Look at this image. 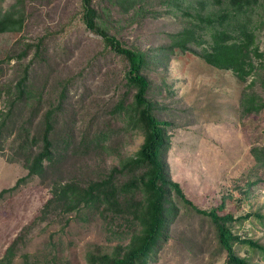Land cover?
<instances>
[{
    "label": "rangeland",
    "instance_id": "374dc122",
    "mask_svg": "<svg viewBox=\"0 0 264 264\" xmlns=\"http://www.w3.org/2000/svg\"><path fill=\"white\" fill-rule=\"evenodd\" d=\"M201 1L211 0H93L109 32L147 55V96L165 121V175L190 201L166 195L165 227L147 264H232L204 209L231 215L224 223L239 236L235 254L264 264V248L244 242L264 245V56L242 81L199 55L209 32L193 50L166 48ZM13 8L21 29L0 32V259L15 240L10 264L113 259L138 230L123 194L119 204L78 195L49 202L68 182L79 188L113 174L120 185L146 171L127 166L144 140L129 109L127 62L86 26L81 0H0V14ZM256 23L264 53V9ZM251 91L263 100L257 110L244 106ZM48 120L51 158L43 175L30 174L27 159L43 150ZM134 188L142 199L143 186Z\"/></svg>",
    "mask_w": 264,
    "mask_h": 264
},
{
    "label": "trees",
    "instance_id": "16d2710c",
    "mask_svg": "<svg viewBox=\"0 0 264 264\" xmlns=\"http://www.w3.org/2000/svg\"><path fill=\"white\" fill-rule=\"evenodd\" d=\"M208 4L210 5L207 6L204 2H200V6L194 12L195 21L176 34H171L170 43L166 48L180 47L181 50H193L191 44L200 46L206 41L204 34L209 32V46H203L199 55L215 67L231 69L240 80L246 81L250 75H255L258 71L256 62L264 56L256 41L258 34L256 20L260 18V10L264 9V0H211ZM81 5L82 18L86 26L99 34L105 45L122 55L127 62L128 68L125 76L128 84L135 89L133 102L129 109L135 125L141 127L144 135L137 155L129 158L127 166L131 168L146 166L147 169L137 178L131 177L120 185L114 184L113 174H109L107 179L92 181L87 186L79 188H76L73 182H68L55 190V198L49 203L58 201L66 204L78 195L94 198V203L104 201L119 204L117 201L123 194L127 208L135 216L138 230L134 231L130 242L119 256L110 259L108 255H103L98 262L99 264H147V258L165 227L168 210L165 206L166 195L174 190L184 201L188 203L190 201L186 198L180 184L165 175L161 159L166 141V129L163 126L165 121L160 120L154 114L152 102L147 96L150 87V81L144 73L148 62L147 55L140 49L125 45L109 32L93 0H81ZM22 23L23 15L18 14L14 8L0 14V32L19 30ZM260 80L264 88V76ZM21 86L22 81L19 82V91L22 92ZM257 97L254 91L246 95L247 102H244V106L247 110L259 109L263 100L257 101ZM50 121L46 122L43 150L35 154L32 160L27 159L30 174L43 175V159L44 157L51 158L52 142L48 135V130L51 128ZM140 185L143 186L144 197L138 200L133 196L132 188L140 187ZM203 212L209 214L216 223L221 244L228 250L229 262L251 264L246 258L236 255L232 249V241L238 239L239 236L233 235L224 223L225 220L232 218L231 215L221 216L216 209L210 211L204 209ZM244 242L257 248H264V245L256 240L246 239ZM16 243L17 240L6 249L5 255L0 259V264L11 263Z\"/></svg>",
    "mask_w": 264,
    "mask_h": 264
}]
</instances>
